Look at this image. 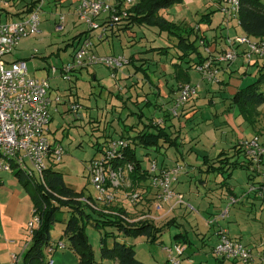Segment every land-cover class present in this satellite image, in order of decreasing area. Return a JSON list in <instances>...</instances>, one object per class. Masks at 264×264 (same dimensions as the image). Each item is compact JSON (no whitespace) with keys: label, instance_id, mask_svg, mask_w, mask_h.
Segmentation results:
<instances>
[{"label":"rangeland","instance_id":"rangeland-1","mask_svg":"<svg viewBox=\"0 0 264 264\" xmlns=\"http://www.w3.org/2000/svg\"><path fill=\"white\" fill-rule=\"evenodd\" d=\"M29 1L31 0H0V23L16 21L14 19L16 15L14 14L25 9V3ZM261 2L264 5V0H261ZM63 3L65 1L43 0L39 26L41 32L37 35L22 38L7 58L25 61L28 75L31 77L42 78L48 76V81L54 90L55 96H59L63 103H77L80 106L78 114L70 111L63 114L61 111L59 115L53 117L52 123H50L52 132L50 139H53V135H55L64 151L61 162L51 164V169L62 175L66 186L77 193H82L81 199L89 196L95 198L98 193L90 181L87 165L98 142L102 143L110 135L119 136L112 129L113 121L108 122L116 118L118 123L115 122L114 126L118 130L122 128L123 123L127 125L137 122L132 125L134 126L132 132L140 131L145 126L143 123H138L139 118L137 115L140 111L144 113L143 122H145L144 119H146L147 124L156 122L154 114L156 113L158 116L164 114L165 110L168 111L172 100V97L168 94L169 92L175 93L178 84L181 83L177 82L173 76L181 77L184 70L177 72L173 68V63L177 62L180 53L175 46L176 40L174 38L160 32L155 27L134 25L129 28H133V35L135 36L131 37L124 31L125 25L122 24L118 26L120 27L119 32H121L119 36L109 35L106 40L100 41L93 49V54L96 57L124 55L128 60L131 59L133 64L123 65L116 70L100 63L91 64L82 68L80 73L72 75L71 80H65L61 76L60 69L64 64L71 62L76 43V39L73 41V37L79 32L87 30V26L78 21L76 27L73 28L68 18L69 9L62 8ZM217 7V0H183L182 4H175L160 10L159 14L170 22L183 23L190 27L196 26V28L199 25H211V28H214L217 24H220L219 22L223 17ZM59 14L66 15L65 17L68 18L65 19L62 32H56L54 29ZM207 14L209 15L204 17ZM235 25L238 26L237 23ZM240 32L241 29L237 28V33L242 35V32ZM205 33L209 34V29ZM228 34H234V32L229 31ZM131 40L134 42L133 44H131ZM207 45L209 46L210 43L207 42ZM159 47L166 48L168 54H159L157 49H154ZM134 55L141 59L135 60ZM139 62H142L141 64L144 66L147 65V69H145L148 76H145L142 70H137L136 65H139ZM229 65H233V63ZM234 66L236 65L231 68L234 69ZM51 67L57 69L55 77H52L49 73ZM180 67L187 68L186 63L181 64ZM186 70L191 81L199 85L196 95L185 104L190 109L195 107L196 113L193 118L185 120V127L178 128V125L175 129L171 127L173 135H177L178 139L180 137L182 140L186 139L185 146L160 148L157 152L148 151V153H152L151 155L155 158L158 166L168 164L176 159L179 160L178 164L185 166L184 160L181 159L183 156L186 163L196 164V166L203 164V158L200 156L203 147H208L210 153L213 152V144L216 140H221L222 148L225 149L227 154H230L229 150H233L230 147L234 142L238 143V134L226 122L224 113L233 115L235 124L238 130L242 129L244 137L250 139L258 135L264 141V104L256 107L250 115L241 114L237 107L231 104L232 95H229L226 84L222 85V92H219V85H212L203 79L194 70L193 64L190 69ZM256 77L247 74L246 77L242 78L243 86L252 83ZM261 90L264 92V84L261 86ZM142 92L146 98L149 96L147 101L149 103L145 106L143 103L144 97L140 95ZM162 93L167 94L168 98L159 100V95L163 96ZM135 100L139 103L135 104ZM179 115V118L182 119L183 115ZM175 120L178 122L177 117ZM125 135L130 136L133 134L125 132ZM191 145L194 147V152L189 153L187 156H185V153L183 155L181 153L182 148L186 152ZM145 153L146 150L136 148V156L141 160L142 167L146 169L150 160L146 159L147 155ZM196 156L198 158L195 160ZM235 156H230L229 161L237 158V160L244 162L243 155ZM209 163L211 162H208L207 165ZM245 166L230 169L228 172L215 170L209 172L206 176L205 187L198 182L203 174L195 168H190L191 170L188 173L180 175L177 185L193 208L189 206L181 207L178 214L181 220H176L181 223V226L174 225L175 222L169 225L170 220H164L162 223H157V225L154 224L155 226H161L168 223L157 242L150 243L144 237H125L109 227L97 230L91 223L84 220L83 232L91 245L94 264H117L113 260L101 258L100 240L105 234L111 236L106 240L107 247L112 246L114 240L112 235H114L117 237V242L131 245L135 251L136 259L143 264H169L167 250H172L173 246L177 244L174 243L173 236L182 232L187 235L189 242L185 245L182 244L185 250L179 258L180 264H229V262L213 255V246L216 243L213 232L218 228V225H222V229L227 227L226 230L229 235L242 238H239V240L252 249L255 254L263 252L264 195L257 198L254 197V194L248 192L249 176L253 175V171H251L252 168L248 163H245ZM229 173L231 175H228ZM260 186L264 187V185ZM193 199L196 200L195 204H193ZM232 199L234 204H231ZM123 201H125V198L122 189V192L118 193L115 203ZM201 202L210 206L207 210L208 214L197 212L198 205ZM127 205L124 203V206L129 208L130 206ZM220 206L221 210L218 211ZM234 208L235 210L232 211ZM173 210L168 211V207L165 206L160 212L164 216ZM220 212L222 214L227 212V216L223 220L220 219L222 215ZM86 213L90 214L92 219L97 218L89 209H86ZM215 213L218 214L217 216L220 215V220H213ZM20 214L23 217L22 219L26 220V226L23 227L26 232L23 246L30 243L32 229L38 225L34 220L29 198L21 204ZM57 216L61 222H56L52 226L50 242H61L65 248L58 249L49 255L44 250L45 260L50 257L54 264H78L77 254L72 249L69 239L63 235L66 221L70 216L69 212L67 209L61 208ZM79 223L82 224V221L79 220ZM20 249H18V253L21 255L19 264H22L23 252L21 250L23 249ZM0 260L3 259L0 258Z\"/></svg>","mask_w":264,"mask_h":264},{"label":"built area","instance_id":"built-area-1","mask_svg":"<svg viewBox=\"0 0 264 264\" xmlns=\"http://www.w3.org/2000/svg\"><path fill=\"white\" fill-rule=\"evenodd\" d=\"M117 1L78 0L75 16L80 23L87 26V30L76 38L71 62L64 64L60 69L62 78L71 80L76 70L91 64H104L112 70L128 64V59L123 55L96 57L93 54L96 41L104 40L106 35L125 22L129 16L128 8L136 3V0ZM42 4L43 0H39L30 12L23 13L25 14L23 17H20L18 12L20 16L15 22L0 23V172L19 170L29 178H36L41 182L44 172L52 168L51 164L61 162L64 156L61 144L50 139L49 132L51 106L62 100L59 96L52 95L47 78L29 76L25 61H12L7 56L22 38L40 33ZM239 9L240 0H222L219 10L224 21L221 24L225 23L227 26L229 21L234 20L238 25ZM58 16L54 29L56 32H62L65 15ZM225 42L226 47L222 52L209 56L206 61L194 66V70L208 82H218L221 64L234 63L239 57L247 65L264 59V38L256 39L245 34H235L226 37ZM200 44H203L202 40ZM50 73L56 75L57 69L51 67ZM198 88V84L192 83H181L177 86L173 105L169 110L172 118L179 116L183 106L196 95ZM67 108L74 114H78L80 110L77 103H67ZM154 123L161 124L162 121L157 120ZM129 145H131L129 139L118 137L108 139L98 147V155L87 165L90 181L98 196L92 200L86 198L80 200L94 210L118 216L129 223L139 221L154 223L157 218L151 213L130 217L126 213L125 215L111 210L110 207L115 204L118 193L123 189L125 201L132 206H136L143 195L142 192H152L155 211H160L164 205H167L168 211L173 210L177 205L184 203L183 196L174 192L173 185L185 172L186 167L175 164L173 167L159 169L156 160L151 159L148 168L145 169L147 179L139 182L135 190H131L130 174L133 165L127 162L119 164L123 152ZM237 145L243 152L245 163H248L253 171L248 192L254 194V197L261 198L264 195V187L260 186L264 185V144L258 136H254L243 139ZM233 202L232 199L231 204ZM34 212L33 217L38 224L39 219ZM226 216L227 212H224L221 218ZM63 248L65 246L61 242H50L45 251L49 255ZM184 250L183 245L178 243L172 250H167L169 264H180L179 258ZM213 255L229 264H264V251L255 254L239 239L229 236L225 229L218 232ZM19 259L20 257L12 255L9 264H19ZM46 260V264H53L50 257Z\"/></svg>","mask_w":264,"mask_h":264},{"label":"trees","instance_id":"trees-1","mask_svg":"<svg viewBox=\"0 0 264 264\" xmlns=\"http://www.w3.org/2000/svg\"><path fill=\"white\" fill-rule=\"evenodd\" d=\"M38 1L39 0H31L25 3L26 10L24 13L30 12L37 5ZM221 2L222 0H217L218 10ZM182 3L183 0H136V3L127 10L129 16L125 19L126 24L124 23L125 27L123 28L129 29L133 25L155 27L158 28L160 32H164L171 38H174L176 40L175 46L180 52L177 62L173 63V68H175L177 72L190 69L192 64L195 66L207 60V57L203 58L198 51V41L201 38L198 37L197 30L194 27L186 26L183 23L170 22L159 14L160 10ZM14 15L19 14L17 13ZM208 15L209 14L204 17ZM238 26L245 35L256 39L264 38V5L261 0H240ZM82 34L83 33H81V35ZM79 36L80 34L75 35L73 40ZM154 49H157L159 54H168L166 48L159 47ZM191 62L192 64L190 65ZM185 63L187 68L180 67L181 64ZM146 69H143L142 66L137 67V70H142L144 75L148 76ZM183 76L184 73L179 78H177V75H174L177 79H181ZM263 84L264 65L260 67L259 73L252 83L241 87L232 95L231 104L237 107L241 114L246 113L250 115L256 107L264 104V92L261 90ZM142 117V114L139 113V120ZM171 118L172 116L167 111L161 124H156L154 122L145 124L140 131L134 132L132 136L121 137L129 139L131 142V145L123 152V157H121L122 159H120L121 161L119 162V164L127 162L133 165V171L130 174L132 181L131 190H135L139 182H143L147 179L146 170L143 169L141 160L136 156L137 147L146 150L145 155H147L148 151L153 150L157 152L160 148H178L181 145L178 136L172 137L169 132V121ZM250 119L252 120V118ZM129 129V131H132L133 127L131 126ZM258 137L260 138V136ZM260 141L264 144L261 138ZM233 150L235 154L243 155L239 145H235ZM229 158L230 157L225 156V153H220L215 158L218 161V166L212 169L215 171L228 172V170H233L237 167H246L243 162H238L237 160L229 161ZM13 175L29 195L32 208L35 211L34 213L39 219L37 227L32 229L30 243L22 254V264H46L47 260H45L43 251L50 243V231L52 226L56 222H61L57 216L61 208L67 209L70 215L69 219L66 221L63 235L69 239L72 249L77 254L78 264H94L91 245L88 243L83 232V227L85 225L84 220L87 223H91L97 230L109 227L115 229L119 234L125 237H144L150 243L158 241L162 231L166 228L165 225L168 224L155 226L148 221L129 223L118 216L94 210L80 200L82 198V193H77L72 188L66 186L62 175L52 169H47L44 172L43 184L32 180L19 170H14ZM228 175H231V173ZM86 199L89 198L87 197ZM86 209L94 213L97 218L92 219V216L86 213ZM110 209L120 214H125L119 207H110ZM79 220L82 221V224L79 223ZM112 236L114 240L111 247L106 246L107 238L111 237L109 234H105L100 240V255L102 259L113 260L117 264H143L136 259L135 251L131 245L117 242V237L114 235ZM173 239L175 243L178 244L185 245L189 242L187 235L182 233L175 234Z\"/></svg>","mask_w":264,"mask_h":264},{"label":"crops","instance_id":"crops-1","mask_svg":"<svg viewBox=\"0 0 264 264\" xmlns=\"http://www.w3.org/2000/svg\"><path fill=\"white\" fill-rule=\"evenodd\" d=\"M62 1H65V3H63L61 5V7L69 9V13H68L69 17L68 18L71 21V26L74 28V27H76L77 22H78V19L75 17V8H76L78 0H71V1L62 0ZM66 2H68V4H66ZM73 3H74V5H73ZM71 8H73V10H71ZM55 9H56V5H55ZM19 13H20L21 16L20 15H16V17H14V19H16V21H17L19 16L20 17L25 16V14H23L24 12H19ZM68 18L65 17L66 20ZM40 21H41V19H40ZM222 21H224L223 17L221 18V20L219 22L220 24H217L216 27H214V28H211V25H205V26L204 25H199V27H197V28H196V26H194V28H196V30H197L196 32L198 34V37L201 38L198 41V51L201 53V56L203 58H206V57L208 58L209 56H214V55L222 52L225 49V47H226V45H225V43H226L225 42V38L226 37L232 36V35H235V34L239 35V33H237V28L239 29L240 27L235 25L236 22L234 20L233 21H229L227 26H226L225 23L221 24ZM8 22H15V21H8ZM125 22H123V25L126 24ZM179 22H181V21H179ZM119 29H120V27L115 28L112 32H110L108 35H106V38L104 40H106L109 35H111V36H119V34L121 33V32H119ZM132 29L133 28L124 29V31H126L128 33V35H130L131 37H135L133 35ZM207 29H209V34L205 33V31ZM210 30H212V31H210ZM229 31L234 32V34H228ZM84 32L85 31L79 32L80 36H81V33H84ZM223 32H224V35H223ZM242 34H243V32H242ZM76 35H78V34H76ZM92 35H93V33H92ZM131 39H133V38H131ZM192 39H193V37H192ZM104 40H102V41H104ZM201 40L203 41L204 45L200 44ZM99 42L100 41H96L95 47L98 45ZM207 42L210 43L209 46L207 45ZM133 43L134 42L132 41L131 44H133ZM95 47H94V49H95ZM133 57H134L135 60H140L141 59L137 55H134ZM12 61H15V60H12ZM128 61L129 62H128L127 65L132 63V62H130V61H132L131 59H129ZM255 62L256 61H253L251 64L247 65V64H244L243 59L240 58V59H237L233 63V65H236V66H234L235 67L234 69L231 68L233 65L230 66L229 64H226L227 65L226 66L225 64L224 65L221 64L220 68H219L220 70H219V75H218V82L217 83H211L210 82V83L212 85H215V84L219 85V92H222V85L226 84V87H227L226 89L229 92V95H233L238 89L243 87L242 78L246 77L247 74H251V75L257 76L258 68L261 65H264V59L258 61L259 63H255ZM141 63L142 62H139V65H136V66L137 67L141 66L142 65ZM146 67H147V65H145V66L142 65L143 69H145ZM81 70L82 69L76 70L74 72V74L76 75V73H80ZM50 75L52 77H55V75H52L51 73H50ZM112 76H113V74H112ZM42 78H45V79L47 78L48 79V76H45V77H42ZM173 78L176 79L177 82H181V83H186L187 82V83H192V84H198V83H194V82L191 81V79L188 77L187 70L184 71L183 78L177 79L174 76H173ZM179 80H181V81H179ZM173 89H174V86H173ZM173 89H171V90H173ZM168 92H169V90H168ZM142 93L140 95H142L141 97H144L143 103H144V106H145V105H147L149 103V102L147 103V101L149 100V96H147V98H146L144 93L143 94ZM52 95H54V90L53 89H52ZM162 95L163 96L159 95V100L162 99V98L163 99L168 98V95L172 97V100H171V103H170L171 106H172L173 105V99H174V93L169 92L168 95L167 94L164 95L162 93ZM134 103L137 104V103H139V101L135 100ZM153 105H154V100H153ZM171 106H169L168 112H169ZM61 108H62V110H61ZM61 111L63 112V114L69 113V110L67 108V103H63L62 101L59 102V103H53V105L51 106V110H50V113H51L50 123H52L53 117L55 115H59ZM165 111L166 112H164V114H162V115L159 114L158 116L155 113L154 114V117L156 116L155 117L156 118L155 121L156 120L163 121L164 115L167 114V110H165ZM195 113H196L195 107L190 109V108H188L185 105V106H183V108L180 111V114L183 115L182 119L179 118L180 115L177 117L178 118V122H177V120H175L176 118H171L170 119V121H169V125H170L169 129H170V131L169 132L172 135V137L176 136V135H173V133L171 131V127H173L174 129H175V127L177 125H178V128L179 127L180 128L181 127L182 128L185 127L184 126V123L186 122L185 120L188 119V118H193L195 116ZM140 114H142V116L144 115V113L142 111H140ZM224 117L226 118V120H227L226 122L231 126L233 131H235L238 134V138H237L238 143L240 141H242L243 139H247L246 137L243 136L242 129L238 130V127L235 124V120H234V117H233L232 114H229V113L225 114L224 113ZM142 118L139 120L138 123L147 124L146 119H144L145 122H143ZM111 121H113V126H112L113 131L115 133L119 134V136L115 137L114 135H110L109 137H106V139H104V141H102V143L98 142L97 146L94 147V154H93L92 158H94L95 156L98 155L97 154L98 153L97 152L98 147L100 145L102 146L103 142H105L106 140L114 139V138H118V137H123L125 132H128V134L129 133L134 134V132L129 131L130 130L129 127L132 126L133 124H136L137 122H134V123H131V124H127V125H125L123 123L122 128H120L118 130L114 126L115 122L118 123V120L116 118H114V119L110 120L108 123H110ZM50 123H49V132H50V134H52L51 128H50ZM132 127H134V126H132ZM125 136H129V135H125ZM130 136H132V135H130ZM221 137H222V135H221ZM53 140L58 141L57 138L55 137V135H53ZM185 140L186 139L182 140L181 137H180L179 142L181 144L180 145L181 147L186 145L187 142H185ZM261 140H262V138H261ZM235 145H237V142H234L233 145L230 148H233ZM213 147H214V150L211 153H210L208 147H205V148L203 147V151L200 154L201 158H203L202 159L203 160L202 161L203 164H200V165H197V166H196V164L186 163L185 157L184 156L181 157V159L184 160V165L186 167L185 172L183 174L188 173L189 170H191L190 168H195L201 174H203L201 179L198 180V182L200 183V185H202L204 187L206 186V176H207V174H209V172H213L214 171V169H212L213 167H217L218 166V163H217L218 161L215 158L220 153H225V156H228V157H230V156L234 157L235 155H236L235 157H239L240 156V155L235 154L234 150H232V151L229 150L230 154H227L225 149L222 148V141L221 140L220 141L216 140L215 143L213 144ZM193 148L194 147H192V145H191L189 147V149L186 150V152H184V148H182L181 153L183 155L185 153V156H187L189 153L191 154V153L194 152ZM151 154L152 153H148L146 159H148V160L154 159L155 160V158H153V156ZM197 158L198 157L196 156L195 160ZM234 160H237V158L233 159L232 161H234ZM237 161L241 162L240 160H237ZM208 162H211V163H209L207 165ZM178 163H179V160L176 159L175 161L170 162L168 164L159 165L158 168L159 169H165V168L173 167L175 164H178ZM244 166H245V163H244ZM143 169H145V168H143ZM31 179L43 184V182L37 180L36 178H31ZM249 179H250V176H249ZM178 181H179V179L173 185V190H174V192H176V193L180 194L181 196H183L184 203L181 204V205H177L172 212H170V213H168V214H166L164 216H163V214H161L160 211H155L154 210V206H153L154 205V197H153V193L152 192H142L143 195H142L141 199L138 201V203L136 204V206H132L127 201H123V202L115 203L112 207L121 208L130 217H134V216H136L138 214H142V213H151L152 215L156 216V218H157V220H155L154 223H153L155 225H157V223H162V221H164V220L165 221H169L170 220V224L169 225H171L173 222H175V223H173L174 225L181 226V223L176 221V220H181L178 217L179 216L178 214L180 213L179 210L181 209V207H187V206H189L190 208H193V207L190 204V201H188L185 198L186 197L185 194L182 191H180V189H179V187L177 185ZM28 198H29V195L27 194L26 190L22 187V185L14 177L13 172H3V171L0 172V258L3 259V260H0V264H9L12 261L11 260V256L12 255H16L18 257H21L20 253H18V249H20L22 247L21 249H23V250H21V249L20 250H21V252H24L25 249L29 245V244L28 245L24 244L22 246V243H24L23 239L25 238V235H26V232H25V230L23 228V227L26 226V220H23L22 219L23 217L20 214L21 204L24 203ZM88 198L91 199V200L94 199L92 196H89ZM29 200H30V198H29ZM192 201H193V204L196 203L195 199H193ZM124 203L128 204L127 206L128 207L130 206L131 208L130 207L129 208L125 207ZM232 204H234V202ZM165 206L167 207V205H164L162 208H164ZM209 207L210 206L208 204L201 202L198 205L197 212L199 211V212H206L207 213V210L209 209ZM220 210H221V206L219 207L218 211H220ZM233 210H235V208L232 209V211ZM33 211H34V209L32 208V213H33ZM220 213L222 214V212H220ZM217 215H218L217 213L214 214V217H213L214 219L213 220H220V219L223 220L222 218L219 219V216H217ZM228 215H229V213H228ZM223 228L227 229V227H223ZM220 229H222V225H218V228H216L215 232H213V237L215 238V242H216L215 245L217 244V241H218V232H219ZM182 234H185V233L182 232ZM229 236H231L233 238H237V239L240 238V237L235 236V235H229ZM240 239H242V238H240Z\"/></svg>","mask_w":264,"mask_h":264}]
</instances>
